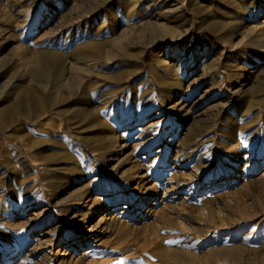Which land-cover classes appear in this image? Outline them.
Returning <instances> with one entry per match:
<instances>
[{"label": "rangeland", "instance_id": "374dc122", "mask_svg": "<svg viewBox=\"0 0 264 264\" xmlns=\"http://www.w3.org/2000/svg\"><path fill=\"white\" fill-rule=\"evenodd\" d=\"M0 84V264H264V0H0Z\"/></svg>", "mask_w": 264, "mask_h": 264}, {"label": "bare ground", "instance_id": "6f19581e", "mask_svg": "<svg viewBox=\"0 0 264 264\" xmlns=\"http://www.w3.org/2000/svg\"><path fill=\"white\" fill-rule=\"evenodd\" d=\"M95 50H96V47H95L94 42H82L80 45V50L77 51L74 54V56L76 58L80 59L81 61H87V60L93 58V56L95 55ZM89 52H91V53H89ZM48 55L49 54L47 51H40L39 52V58H38L39 60L38 61L40 63H39L38 70L32 72V74H31L34 81L37 84H39L40 86H43L45 83H48L46 81H50V77H51L50 71L48 69H46L45 62H44V60L48 57ZM51 60L55 66L56 65L59 66L62 63V59L59 58V56H56V57L52 56ZM29 72H31V71H29ZM53 78H55V77H53ZM0 87H1V84H0ZM27 91H29L28 87L20 89V91L18 92L17 98L14 99L9 105L4 106L0 109V127L7 128L9 125L15 123V121H18L19 119H23L25 122H31L35 118H37V116H39L40 114H42V113L44 114V113L51 111V109H52L51 106L53 105V103H51V101H49L48 98L45 97L46 100L44 99V103L40 104V105H36L34 107L35 112L31 113L29 111V109L27 108L26 104L23 103L24 102L23 99L25 98ZM89 104L90 103L88 101H82L81 103L73 104L74 106L70 105L72 107V108L71 107L70 108L71 109L75 108L77 110H80V109L82 110L83 108H85L87 110L89 108L88 107ZM92 114H93V112H92ZM95 120H96V117L93 114L91 117V121L94 122ZM102 127H103V130L105 129V131H109L108 134L104 135V137H105L104 142L98 143L97 145H94V146H90L88 149H90L91 151L95 150V153H96V151H99L100 154H104L106 152H109V150L112 148H118L120 150V149H123L122 147L126 146L125 144H123V146H119V142L117 141L118 136H117L116 130L114 128L115 126L114 127L113 126L112 127L106 126L104 123H102L101 128ZM68 158L69 157H67V160H68ZM180 160L183 161L182 158ZM68 162H71V161L69 160ZM50 170H55V169L51 168ZM137 176H138L137 174H134L133 178H135ZM48 180H49V178H48ZM51 180H49L50 181L49 183H51ZM96 180H97V178L93 181H96ZM129 196L131 197V194ZM112 200L113 199L110 198V202ZM138 204H139V207L144 206L146 204V199L144 197L141 198L138 201ZM118 207H120V206H118ZM110 208H111V206H106L104 209H108L110 211ZM92 216H93V213H89L88 215H86L87 219L85 220V222L89 221L92 218ZM77 237L78 236L73 235L70 238L71 239L70 242L69 241L68 242L69 243L75 242ZM188 237H189V235H188ZM82 238H86V235H84V234L81 235L80 239H82ZM191 240H193V239H191ZM153 255L155 256L156 260L160 264H182L186 260H192L191 257L193 256L192 254H190L189 252H186L183 249L173 248V247H169V246L166 247L165 245L156 248ZM188 264H189V262H188Z\"/></svg>", "mask_w": 264, "mask_h": 264}]
</instances>
